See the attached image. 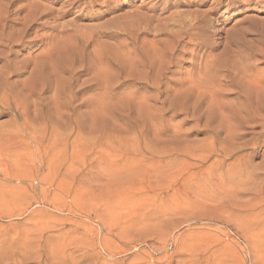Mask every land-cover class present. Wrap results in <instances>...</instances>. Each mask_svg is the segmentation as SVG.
Masks as SVG:
<instances>
[{
    "label": "rangeland",
    "instance_id": "1",
    "mask_svg": "<svg viewBox=\"0 0 264 264\" xmlns=\"http://www.w3.org/2000/svg\"><path fill=\"white\" fill-rule=\"evenodd\" d=\"M0 27V264H264V0H0Z\"/></svg>",
    "mask_w": 264,
    "mask_h": 264
},
{
    "label": "bare ground",
    "instance_id": "2",
    "mask_svg": "<svg viewBox=\"0 0 264 264\" xmlns=\"http://www.w3.org/2000/svg\"><path fill=\"white\" fill-rule=\"evenodd\" d=\"M34 9V8H33ZM41 11H42V9H41ZM37 12H39V10L37 11ZM190 16H189V18H187L186 16V20L185 19H183V16H182V14L180 15V16H182V17H179V15H177L178 17H179V19H177V22H178V25H176L177 26V28L179 29H186V31H184V30H182V31H184L183 32V34H184V36H185V39H187L188 41H190V42H195L196 43V45H195V47H197V48H199V47H201V46H206V44H207V41L205 40V39H203V34L205 33V31H207V29H206V27H208V26H210L209 24H210V22L211 21H207L208 19H206V17L208 18V16L206 15V13L205 12H201L200 14L197 12V13H191V14H189ZM177 17V18H178ZM24 19V18H23ZM169 19V18H168ZM189 19V20H188ZM188 20V21H187ZM18 21V20H17ZM21 21V20H20ZM19 22V21H18ZM174 22H175V24H177L176 23V21L174 20ZM212 23V22H211ZM20 24V23H19ZM32 24V23H31ZM110 24V23H109ZM4 27V26H3ZM21 27V26H20ZM1 28V27H0ZM13 29V28H12ZM15 29V28H14ZM17 30V29H16ZM116 30V29H115ZM8 32V31H7ZM6 32V33H7ZM11 32V31H10ZM15 32V31H14ZM17 32V31H16ZM116 34V33H115ZM170 34H173V33H170ZM179 34H180V32H179ZM2 35V34H1ZM118 35V34H117ZM174 35V34H173ZM172 35V36H173ZM176 35H177V33H176ZM9 36V35H8ZM179 36V35H178ZM11 37H12V35H11ZM177 37V36H176ZM174 37L173 36V41H174V44H175V50H172V51H174V52H177V47H179L180 45H182V44H184V42L182 41H180V39H177V38H179V37ZM4 36H1V42L3 41H6V40H8L9 38H5ZM10 39H12V38H10ZM22 40V39H21ZM9 41V40H8ZM0 42V43H1ZM2 42V43H3ZM1 43V44H2ZM7 43V42H6ZM20 44V43H19ZM6 45V44H5ZM209 45V44H208ZM4 46V45H3ZM184 46V45H183ZM225 46V45H224ZM227 46V45H226ZM226 46H225V49H226ZM174 49V48H173ZM162 50V49H161ZM231 50V49H230ZM168 51V50H167ZM166 50H165V52H167ZM233 51V50H232ZM2 52V51H1ZM171 52V51H170ZM222 52H224L223 50H222ZM225 52H227V51H225ZM224 52V53H225ZM229 52V51H228ZM236 52V51H235ZM167 53H169V51L167 52ZM173 53V52H172ZM233 54V53H232ZM235 54V53H234ZM164 55L166 56V57H168L169 58V55L167 54L166 55V53H164ZM163 55V56H164ZM173 55V54H172ZM201 55V54H200ZM199 55V56H200ZM209 55V54H208ZM198 56V55H197ZM228 56V55H227ZM165 57V58H166ZM210 57V56H209ZM226 57V56H225ZM236 57V56H235ZM171 58H172V56L169 58L170 59V62H168V63H165L164 65H161L160 66V71L161 70H165V71H167L168 70V65L169 64H171ZM200 59H201V57H199ZM198 58V59H199ZM206 58V57H205ZM228 58V57H227ZM168 59V60H169ZM229 59H231V58H229ZM240 60H243V58H241ZM57 61V60H56ZM56 61H55V63H56ZM251 61V60H250ZM253 61V60H252ZM59 62L60 61H58V65H60L59 64ZM147 62V61H146ZM204 62H205V60H204ZM240 61H239V57L237 56L236 57V60L232 63V65L231 66H228V62H226V63H224L223 65L222 64H220V65H222V67L223 68H229V67H231V68H236L238 71H237V73L236 74H234L232 71H225V72H227V75L224 77V78H226L227 80V82H225V83H227V84H229V85H232V86H235L236 85V82H235V80H236V78H240L241 80H247L246 78H247V75H246V71L248 70V68H247V70H245L246 68L245 67H242V65L240 66L238 63H239ZM8 63V62H7ZM11 63V61L8 63V64H10ZM206 63V62H205ZM204 63V64H205ZM222 63V62H221ZM250 63V62H249ZM4 64H6V62L4 63ZM12 64H15V63H13L12 62ZM143 64V63H142ZM147 64V63H146ZM145 64V65H146ZM226 64V65H225ZM197 65V64H196ZM13 66V65H12ZM143 66V65H142ZM207 66V65H206ZM212 66V65H211ZM8 67V66H7ZM219 65H214L213 67H212V70L213 71H217L218 69H219ZM202 68V67H201ZM6 69V68H5ZM45 69V68H44ZM145 69V68H144ZM9 70V69H8ZM152 70V69H151ZM150 70V71H151ZM211 70V71H212ZM226 70V69H225ZM228 70V69H227ZM65 71V70H64ZM198 71H200V69L198 70ZM212 71V72H213ZM159 71H157V74H158V77H159V74L161 73L162 74V72H159ZM170 73V72H169ZM196 73H197V71H196ZM201 74H202V72H200ZM219 73V72H218ZM255 73V72H254ZM260 73V72H259ZM156 74V73H155ZM160 74V75H161ZM165 74V73H164ZM171 74H173V73H171ZM152 75V74H151ZM195 76V75H194ZM214 76H216V75H214ZM241 76V77H240ZM148 77H150V76H148ZM154 77H156L157 78V76L155 75ZM161 77H163V76H161ZM192 77V76H191ZM223 78V79H224ZM160 79V78H159ZM198 80H200V78H198L197 80H194V83H197V81ZM155 81H156V79H155ZM246 82V81H245ZM184 83V82H183ZM180 84V83H179ZM185 84V83H184ZM190 84V83H189ZM247 84V83H246ZM188 85V84H187ZM196 86H198L197 84H195ZM215 86V85H214ZM248 86H250V84L248 83ZM253 87L254 86H256L257 87V89H256V91H258V100H260V101H262V98H263V93H264V78H259V79H257V81H255V83L252 85ZM171 87V86H170ZM212 87V86H211ZM236 87V86H235ZM234 87V88H235ZM195 88V87H194ZM225 88V87H224ZM237 89V95L240 97V98H243L244 99V103H245V107L243 106V108H244V110H247V108H249V103L251 104V97H252V95H251V93L249 92V91H244L243 90V88L242 89H240V88H236ZM235 89V90H236ZM190 91H193V89H192V87L190 88ZM156 93V92H155ZM162 94H163V92H162ZM194 94V93H193ZM193 94H191V95H193ZM200 94V93H199ZM213 94V95H212ZM211 94V97L212 96H215L216 94H214V93H212ZM210 96V95H209ZM168 97V96H167ZM191 97V96H190ZM193 97H198V96H194L193 95ZM203 99V98H202ZM164 100V99H163ZM182 100V99H181ZM188 100H190V99H188ZM204 100V99H203ZM208 101V100H207ZM189 102H191V101H189ZM189 102H187V103H189ZM242 102V101H241ZM243 103V104H244ZM201 104V103H200ZM186 106V105H185ZM199 106V105H198ZM172 107V106H171ZM177 107H178V105H177ZM188 107V106H187ZM200 108H201V106H200ZM169 109H170V107H169ZM199 109V108H198ZM171 110V109H170ZM173 110V109H172ZM175 110V109H174ZM197 110V109H196ZM200 110V109H199ZM185 111V110H184ZM177 114H179V113H177ZM196 114V113H195ZM201 117V116H200ZM160 129H161V127H160ZM157 154H155L154 152L151 154V157H152V160H154V158H158L159 160H162V159H164V158H167V157H171V153H169V152H162V153H158V152H156ZM219 153V152H218ZM221 154V153H220ZM149 158V157H148ZM150 160V159H149ZM198 239V238H197ZM196 243V242H195ZM197 244V243H196ZM195 246V245H194ZM194 246H192V245H190V246H187V248L185 249L186 251H188V252H190L189 254L191 255V256H193V252H194V250H195V248H194ZM206 249V248H205ZM206 251V250H205ZM216 257V256H215ZM226 257V256H225ZM151 260V259H150ZM151 261H153V260H151ZM252 262V261H251ZM255 262V261H254ZM156 264H160V262L158 261V262H155ZM168 264H170V262H167ZM186 263H188V264H227V262H225V261H218V260H216V259H213V258H206V259H194L193 258V260L192 261H188V260H186L185 262L184 261H179L178 262V264H186Z\"/></svg>",
    "mask_w": 264,
    "mask_h": 264
}]
</instances>
